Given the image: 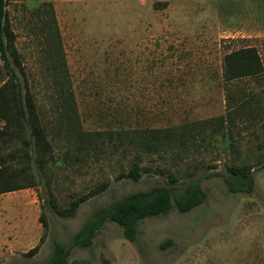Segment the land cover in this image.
<instances>
[{
	"label": "rangeland",
	"instance_id": "374dc122",
	"mask_svg": "<svg viewBox=\"0 0 264 264\" xmlns=\"http://www.w3.org/2000/svg\"><path fill=\"white\" fill-rule=\"evenodd\" d=\"M52 8L61 47L53 43L50 49L41 30ZM8 11L52 142L44 178L52 197L67 208L108 186L68 218L45 207L44 186L4 195L12 207L6 215L11 230L5 234L21 242L0 247V264H43L54 240L68 246L94 211L167 185L169 174L178 186L199 179L206 201L187 213L173 209L142 220L136 243L125 239L119 225L107 222L91 247L72 249L69 263L189 262L196 247L219 232L239 231L247 213L264 212V73L231 82L223 78L224 56L240 48H255L264 65V0H9ZM65 77L78 125L94 133L91 138L70 134L71 109L63 111L59 100ZM194 122L203 123L188 125ZM180 126L187 127L170 144L162 138L163 143H154L156 149L142 143L143 131ZM137 160L152 171L138 182L121 177ZM230 166L254 170L253 194H231L221 176L206 177L226 174ZM22 201L28 208L18 213L15 206ZM42 213L49 223L45 230Z\"/></svg>",
	"mask_w": 264,
	"mask_h": 264
},
{
	"label": "trees",
	"instance_id": "16d2710c",
	"mask_svg": "<svg viewBox=\"0 0 264 264\" xmlns=\"http://www.w3.org/2000/svg\"><path fill=\"white\" fill-rule=\"evenodd\" d=\"M8 3L9 0H0V124H2L0 126V194L44 186L48 197L45 207L53 210L60 217H72L82 203L104 192L108 184H103L89 196H82L71 201L67 208L59 206L52 197L51 185L48 180H44L46 168L52 162V142L48 137L47 129L41 122L21 54L15 46L17 37L9 20ZM50 15H48L49 21H43V26L47 28H42L41 34L48 47L52 49L53 43L61 47V38L53 8ZM263 73L264 65L258 51L253 47L231 51L223 58L225 82L245 77H258ZM61 87L64 88L59 93L62 109L63 111L65 108L71 109V120L74 124L70 125V134L80 140H85L84 136L91 138L94 133L82 132L78 125L79 117L68 77H65ZM220 119L223 117L213 120ZM213 120L205 123L213 122ZM202 123L194 122L188 125L193 127ZM185 127L187 126L143 131L142 143L146 145V148L156 149L154 143L162 138L170 144L172 138L176 137V132ZM151 171V168L141 167L137 160L121 177L138 182L143 173ZM226 171V174L212 172L206 177L221 176L231 194H253L256 180L251 167L230 166L226 168ZM168 179L167 185L137 191L94 211L72 237L68 246L54 240L53 252L43 264H70L69 257L72 249L91 247L96 234L107 222L119 225L125 239L130 243H136L139 224L142 220L166 215L173 209L180 213H187L206 201L207 193L199 179H189L182 186L177 185L178 181L172 174L168 175ZM39 221L44 230L49 227L44 213ZM37 249V247L33 248L26 256L34 255Z\"/></svg>",
	"mask_w": 264,
	"mask_h": 264
},
{
	"label": "crops",
	"instance_id": "0c3cea01",
	"mask_svg": "<svg viewBox=\"0 0 264 264\" xmlns=\"http://www.w3.org/2000/svg\"><path fill=\"white\" fill-rule=\"evenodd\" d=\"M6 194H0V247H12L21 242L11 240L5 234L11 230L7 226L6 215L12 209L3 198ZM15 208L21 213L28 208L27 201L20 202ZM249 215L247 213L240 219L239 231L219 232L209 243L192 250L191 261L185 259L178 264H264V212Z\"/></svg>",
	"mask_w": 264,
	"mask_h": 264
}]
</instances>
